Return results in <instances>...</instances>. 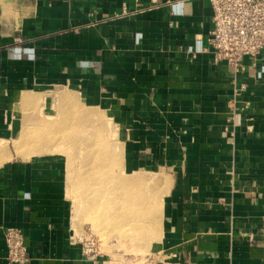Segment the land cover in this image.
Listing matches in <instances>:
<instances>
[{"label":"crops","instance_id":"obj_1","mask_svg":"<svg viewBox=\"0 0 264 264\" xmlns=\"http://www.w3.org/2000/svg\"><path fill=\"white\" fill-rule=\"evenodd\" d=\"M212 16L209 0H0V264L2 225L24 264H106L72 233L69 148H12L73 117L63 96L110 120L123 172L165 176L152 264H264V50L216 63Z\"/></svg>","mask_w":264,"mask_h":264},{"label":"rangeland","instance_id":"obj_2","mask_svg":"<svg viewBox=\"0 0 264 264\" xmlns=\"http://www.w3.org/2000/svg\"><path fill=\"white\" fill-rule=\"evenodd\" d=\"M70 105L72 107L71 114H73V117L68 116L69 120L66 121L64 120L65 118H63V120L60 117H56V119L54 118L52 126L53 130H51L50 133H57L58 131H60L58 130L59 127L63 125H68L70 127L68 131H71V133L68 132L63 147L64 149L65 146L69 148H66V155L69 158L70 166H72L69 175H73V177H70L69 180L71 183V197L73 198L71 222H73L74 228H72V233L74 234L76 240H78L82 245H84L87 250L89 249V251H91L92 253L101 254L105 258L106 264H152V260H155L156 258V249L158 247L157 242L162 237V228H160V212L162 208V196L166 189L159 192L158 195V190L155 187L154 182L143 184V186L141 187L138 186L132 188V191L131 188L129 189V193H131L130 204H132L130 206V210L128 211V213L130 214L129 218L132 222V220H134L136 217V213H138L139 217H141L139 210H142L143 208L144 212L142 219L145 222L146 227H151L146 228V230H149V232H138L139 230H133L134 222L131 223L129 227L124 226L123 224L117 225L112 215L113 205H106L105 203V205L102 206L101 203L98 201H88L87 198L89 192L92 191L94 188H97V186L90 188L86 184H82V181H79V172L82 168V162L81 155H79L80 157L78 156L80 152H78V146L79 143H83V140L85 138L91 140L88 142H96L101 140L102 135L105 134L104 136L108 141L107 144H111V147H113L112 152H110L111 159L114 163V166L110 169L111 174L114 173L119 177L126 176L125 178L147 177H145V175L141 173H134L128 175L126 172H123L121 168L122 154L120 153V138L118 132L114 129V127L110 123V120L106 118L105 115H99V117H102L100 119H102L101 122L103 124L101 126L98 124L100 128L98 127L97 130L102 132V134H100L99 136H95V134H93L94 131L92 130L93 125H91L90 123L88 124V121L84 122L82 118V112L84 110H87L88 108L79 109L78 104L74 102V100L72 103H70ZM102 127L105 128L104 131ZM109 130L117 132V134H115V132L114 134H112L113 136L111 137V139L109 138ZM91 134H93V136ZM115 145L118 149H120L119 153H116L114 149ZM73 148L74 151L71 152ZM27 150L28 151L25 153L27 156L31 155L30 153L33 154V148H28ZM68 150H70V152ZM62 151L63 150L60 149V152ZM75 155L77 156L75 157ZM153 197H158L159 202H153ZM139 199L140 201H144L138 202ZM99 208L100 211L101 208H104V210L100 212V217L99 215H97L99 213ZM133 216H135L134 219ZM114 228L128 229L120 233Z\"/></svg>","mask_w":264,"mask_h":264},{"label":"bare ground","instance_id":"obj_3","mask_svg":"<svg viewBox=\"0 0 264 264\" xmlns=\"http://www.w3.org/2000/svg\"><path fill=\"white\" fill-rule=\"evenodd\" d=\"M60 96L62 97L63 95H60ZM69 97L70 96L68 97L63 96V98L61 99L65 98L64 102H66L67 100L69 102L73 101V99ZM82 113H83L82 118L84 122L88 121L87 122L88 124L90 123L91 125H93L92 126L93 127L92 130L94 131L93 134H95V136H99L100 134H102V132L97 130V128L99 127L98 124L100 126L103 124L101 122L102 119H100L102 117H99L100 114H97L98 112L94 110H89V109L84 110ZM52 126H53V123L51 121L50 122L46 120L41 121V122L39 121L36 124V126L33 127V130L28 131L31 127L27 129V132L25 130L24 131L25 133H23V135L18 141L14 142L12 140L13 141V143H11L13 146L12 148H14V150L17 151L18 153L19 152L22 153V151H24L25 149L33 148L32 150L33 154H38L41 152H58L60 151V149L64 151L65 149L63 145L67 138L68 132L71 133V131H68L70 127L68 125L67 126L63 125L59 127L58 130L60 131H58L57 133H52V132L50 133V131L53 130ZM104 130L105 128H103V131ZM114 132L112 130H109L108 133H109L110 139L113 136L112 134H114ZM93 134L91 135L93 136ZM104 135L105 134L102 135L101 140L96 141V142L95 141L88 142L91 140H89L88 138H85L83 140V143H79V146H78L79 148L78 152L80 151L78 156L81 155V162H82V168H81V171L79 172V177H80L79 181H82V184H86L90 188L97 186V188H94L92 191L90 192L88 191L89 194H88L87 200L88 201L93 200L95 202L98 201L101 203L102 206L105 205V203L106 205H113L112 215L115 220L112 217L111 218L117 223V225L123 224L124 226L129 227L131 223L134 222L133 230H136V231L139 230L138 232H144V231L149 232V230H146V228H151V227H146V224L142 219L143 212H144L143 208L142 210L141 209L139 210L141 217H139V214L136 213L135 214L136 217L133 216V219L134 217L135 219L132 220V222L129 218L130 214L128 213V211L130 210V206L132 205L130 204V194L131 193H129V189L131 188V191H132V188H135L138 186L141 187L143 186V184L154 182V185L158 190L157 193L159 195V192L167 189L168 182L166 183L167 180L164 181L165 179L163 180L162 178L165 176L161 177L160 174L151 176V178H140V177L125 178L126 176L119 177L118 175L114 173L111 174L110 169L111 167L114 166V163L111 159L110 152H112L113 147H111V144L110 145L107 144L108 141L106 140V137ZM7 145L8 144L6 142H2L0 144V153L4 152V150L7 148ZM114 149L116 153L120 152V149H118L117 146H115ZM68 151L70 152V150ZM73 151H74V148L71 150V152ZM76 156L77 155H75V157ZM71 168L72 166H70V170ZM70 177L72 178L73 175L72 174L69 175V180H70ZM141 201H144V200H141ZM141 201L139 199L138 202H141ZM153 202L158 203L159 202L158 197H153ZM144 205H145V202H144ZM98 210H99V213L97 215H99L100 217V212L104 210V208H101V211H100V208ZM114 229L122 233L128 228H114ZM129 229H132V228H129Z\"/></svg>","mask_w":264,"mask_h":264},{"label":"built area","instance_id":"obj_4","mask_svg":"<svg viewBox=\"0 0 264 264\" xmlns=\"http://www.w3.org/2000/svg\"><path fill=\"white\" fill-rule=\"evenodd\" d=\"M213 28L209 43L216 63L224 62L235 72L244 67L246 56L257 57L264 50V0H209ZM245 84L239 86L244 90ZM7 247V260L13 264L28 261L22 231L1 226ZM89 250V249H88Z\"/></svg>","mask_w":264,"mask_h":264}]
</instances>
